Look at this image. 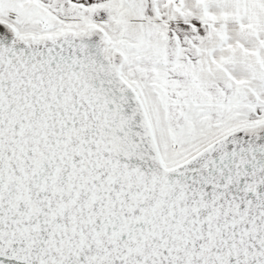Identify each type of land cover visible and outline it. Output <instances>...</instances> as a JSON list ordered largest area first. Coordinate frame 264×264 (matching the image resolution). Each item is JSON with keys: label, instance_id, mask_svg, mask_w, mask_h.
<instances>
[{"label": "snow or ice", "instance_id": "snow-or-ice-1", "mask_svg": "<svg viewBox=\"0 0 264 264\" xmlns=\"http://www.w3.org/2000/svg\"><path fill=\"white\" fill-rule=\"evenodd\" d=\"M0 264H264V0H0Z\"/></svg>", "mask_w": 264, "mask_h": 264}]
</instances>
